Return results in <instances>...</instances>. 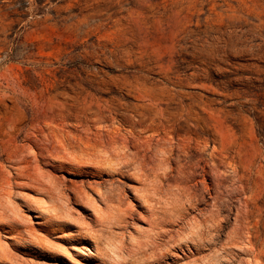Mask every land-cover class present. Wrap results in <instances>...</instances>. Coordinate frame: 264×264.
Returning <instances> with one entry per match:
<instances>
[{
  "label": "rangeland",
  "instance_id": "obj_1",
  "mask_svg": "<svg viewBox=\"0 0 264 264\" xmlns=\"http://www.w3.org/2000/svg\"><path fill=\"white\" fill-rule=\"evenodd\" d=\"M0 264H264V0H0Z\"/></svg>",
  "mask_w": 264,
  "mask_h": 264
}]
</instances>
